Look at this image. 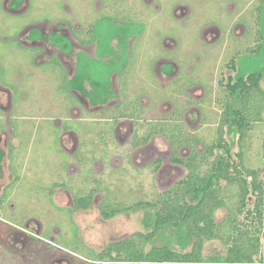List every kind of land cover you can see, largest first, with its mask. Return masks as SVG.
Here are the masks:
<instances>
[{
    "label": "flooded vegetation",
    "instance_id": "flooded-vegetation-1",
    "mask_svg": "<svg viewBox=\"0 0 264 264\" xmlns=\"http://www.w3.org/2000/svg\"><path fill=\"white\" fill-rule=\"evenodd\" d=\"M61 1L62 3L60 5H56L52 11L46 12L45 10L43 12L40 8V0H0V9L2 11L1 13H3V18L0 19V40L8 42L12 41L11 46L7 44L0 46V251H2L4 256L8 255L12 261L18 260L17 258L26 261L32 255L34 250H27L25 254L19 253V245H21L22 249H26L27 246H31L30 248L34 249L43 245L47 246L49 250L52 249L53 252H63L60 253V255L55 252V255L62 256L57 260V262L61 264H70L72 260L75 262L78 261L80 264H83V261L88 263H97L98 259H100V262L102 263L107 262L108 264H115V259H124L126 257V253H122L121 255L117 251V249H121L120 246L125 247L124 243H126V240L110 244L106 248V251H103L100 256L96 257L95 254L82 248V245L84 244L79 236L78 229L71 223L73 220L71 215L74 211L85 212L93 206L94 200L99 193V189L94 188L91 189L90 192L78 191L75 193L71 190L74 185H69V181L75 179L79 175H82L83 172L86 175H90L92 170L89 168V165L99 163L96 157L98 147L95 144L96 142H93L89 136H92L97 132V129L100 127L98 125H101L99 124L100 122H107L109 125H112L117 118L124 119L125 123L126 119L130 121L134 120L135 122L140 123L141 117L145 115L146 108L142 106V104L138 107H131L135 102V98L129 99L127 97V91L129 89L128 86L130 85L131 79L139 75V73L141 76H144V79L155 76L154 66H147V68H144V71L137 68L139 72L137 71L136 74L135 66L137 60L135 54L138 53V50L132 53V56L127 57L125 51L123 55L124 57L119 61H115L116 52L114 48V40L117 33L123 31L125 38L122 34L120 38L122 43L125 45L126 27H135L134 25L138 24H140V30L137 31V34L139 33L138 35L140 36L145 27L141 17L144 16L147 18L148 15H139L135 11L136 8L133 10V7H131L133 4H130V2L128 3V0H93L87 7H84V3L82 2L79 4L73 3L70 6L68 4L69 0ZM196 1L198 0H193V2ZM207 1H209L210 4L211 1L219 2V0ZM235 1L236 0H227L225 2H219V5L225 6L224 10L228 13L225 19H227L229 24L231 23L228 34L235 32L238 27H241V24L243 25L242 27L246 29L247 34L245 36L240 35L237 40L235 38L232 42H230L229 35H227L226 39L223 41L217 38L215 40L218 41L219 39V41L216 45H213L214 48H217L224 43L223 51L225 52L223 60L224 69L221 71V79L219 81L220 86L221 84H224L223 88L225 91L223 90V93L219 96V98L216 96V103L221 104L220 107L222 108V111L218 116L219 135L217 136L216 142L213 143L218 144L219 140L222 138L223 145L221 148L215 150L214 155L210 157L209 161H201V158H198L197 162H204L203 164H205V166H210L209 163L214 162L217 155L225 157L228 159L227 162L230 165L234 166L241 172L242 177L246 178L249 184L253 183L256 178L259 182H261L263 190L262 195L264 197V184L263 181L260 180V175L263 173L261 172V166L264 162V154L262 155L264 139L263 141L261 139L264 135H262L259 139V142L258 140L255 142L257 143L256 147L258 144L259 146L261 145V153H259L257 159L250 160L256 167L249 169V161L245 157L246 153L249 151V144H251L252 136H255L256 132L261 131L264 127V0H253L254 2L247 6V10H249V8L251 10L252 7V11H255L254 21L258 23L259 29H263V32L262 30H258L254 36H252L251 33L255 32V30L249 22V17L243 15L246 10L236 15L234 20L232 19V13L233 16H235L237 11L241 12V9L238 7L240 5L236 4ZM141 2H143L142 4L144 8L152 12L151 16L154 17L156 24L158 26H163L162 22H164V18L162 16L165 14V7L163 8L162 6V0H141ZM189 3L191 2L172 0L169 14L176 17L178 9L182 11L188 9L189 12L191 10V5ZM172 5L175 7L172 8ZM230 7H233L235 10L228 11ZM86 8H90L93 12L86 11ZM5 17H9V20L12 22V26L14 28L9 25L7 21H5ZM169 17L171 16L169 15ZM187 21L188 19H186V22ZM211 27H216L219 31L223 30L220 25H209L203 32L204 36L208 35V32L213 30ZM11 30H16V34L9 36L8 33H10ZM220 33H222V31L218 33V37H220ZM177 37L178 36H176V34L171 35L170 33L161 32L159 40L162 42L163 48L169 50L170 47H166V44L171 42V40H176L178 44L180 40L177 39ZM213 47L210 46L206 48V51ZM176 48L178 47L176 46ZM18 52L21 54L20 59L17 60H21L23 62L26 61L27 64H18L14 60V72H18L17 75H19V70L26 71L29 66L30 69L26 72L28 79L35 78V71L37 68L42 66L47 67L44 69L43 73H46V69L50 67H55L60 73L57 75L59 76V80L56 81L52 99L59 102H68L70 103V107L68 110L65 104L63 108L61 107V111L59 112L52 110L54 114L50 115L48 121L51 124L54 123L55 125L52 127L56 130L55 132H57L56 138L58 141V149L59 152L63 154L66 174L65 178H61V175H59V178L54 180L53 183L49 185V188H44L43 186V194L41 195L49 198L50 206L55 210V215L63 212L67 213L65 218H69L70 225H73L77 232V236L74 237L73 242L82 248L87 255H78L73 252L69 253L67 250L65 251L59 249L58 245L55 244V238L43 242L41 240V233L43 231L42 225L37 223V220L30 221L23 229H18V226L7 219H3L1 216L2 212L10 211L12 206H9V201L16 194V187L19 182H21V176L18 174V165L21 157L17 150L22 147L20 139L22 132L10 121L15 118V115H18V112L13 111V105H20L22 100L27 98V96L26 94L19 95V92L14 89V84H16L14 80L19 78L15 74V79L12 81L4 79L6 73L4 66V60L6 59L5 55H14L18 54ZM207 53L208 51L205 55ZM209 55L210 54L208 53L206 58L203 54H199L197 56L199 61L195 60L197 62H200V60L202 62L206 59L209 60ZM200 57H203V59ZM165 60L167 61V66H165L167 70V78L171 80L172 84L169 92L173 95V97L175 92L177 93L179 90H183L184 93L185 91L202 85L205 82L202 81L200 73H198L199 71L201 72V68L196 69V63L193 61L190 62L188 75L185 77L181 73V64L173 59V57L169 60ZM209 68L210 65L208 64L206 71L208 77ZM117 70H119L118 73L121 78L119 80V88L126 90V105L119 107V114L117 117L115 118L113 116L114 118L112 117V120L107 121L104 119L108 117L104 115L101 120L99 118L94 120L90 117H81L85 103H89L90 106L92 105V107H96L94 111L97 115L98 107L103 106L111 100L112 96H115L112 86L113 76ZM225 71H227L226 75L223 74ZM53 73L54 72L51 71L49 74L53 75ZM193 74L197 75V80L193 78ZM179 82H182L181 85H178ZM242 87H247L248 89V91L245 90V100L243 99ZM3 99L7 100V104L11 103V106L8 104L9 109L8 106L4 104L5 101ZM174 99L175 98H173V100ZM204 99L205 100H202L203 105L208 102V99ZM232 106L234 107L235 112H243L247 118L249 130L245 137H242V134L244 133L242 130L232 128L226 121V117ZM177 110L181 111L182 109L177 107L175 111L172 110L173 115L166 118V120L148 121L144 125L140 123L138 130L144 128L146 130V138H141V140L135 142V147H138L141 144H148L150 140H153L154 138H163L167 141L173 151L172 162L188 169L185 164H189V162H191V158L194 156L195 151L198 153L203 152L206 146L213 144L207 145L199 135L198 131L189 130L185 125L186 122L183 115L184 112L177 117L175 116L178 114V112H176ZM200 110L202 115H204L203 108H200ZM90 115H94L93 111ZM170 120L171 125H176V127L172 128H174L178 133L180 130L182 135L188 139V142H190L189 146L183 145L180 149H178L177 144L174 146L172 141L161 133V125L163 123L170 122ZM73 123L80 124V126L81 124L87 126L88 124H92L97 125V127L93 126L91 128H83L82 126L83 129L81 128V130H76L74 128L75 124ZM178 124H180V127L182 128H178ZM120 125H122V123H120L119 126ZM111 129L113 131V128H110V130ZM221 132H223L222 137ZM53 135L55 134H52V136ZM78 135L84 137L85 140H83L82 143L80 142V137ZM104 138L105 137L101 138V143L106 146L108 142L105 141ZM197 139L200 140V142L202 141V143L198 142V145L194 146V142L197 141ZM180 143L184 144L183 141H180ZM236 147L240 150V152L237 153V161L233 156V152ZM176 149L178 150L177 154L175 152ZM175 157L179 158L184 163L175 162ZM259 157H261V163L258 164L257 161L259 160ZM102 161L103 163H109L106 156ZM157 163L160 165L161 160H158ZM74 166L77 167V174L71 175L70 170L71 167ZM234 171L235 170L233 168L232 172ZM249 171L254 172L256 177L248 176L247 172ZM189 173L190 170L188 169V174ZM224 182L228 185L226 181H222V185ZM253 194L256 195V201L254 206L249 208L250 196ZM64 198L69 201L67 206L61 204ZM107 198V196L104 197V200L99 206L100 213L104 221L133 212L130 209L129 211H126V207L129 208L128 206L112 204L113 202L111 203V201ZM231 202L235 203L237 200ZM258 204V193L250 191L247 199V206L245 210L237 216V221L240 225L239 227L241 232L244 234L247 230L252 233V230L248 227H246L247 230L244 229L246 224L241 222V217L244 216L246 218L250 216L253 222L257 219L256 223L259 227L254 233L256 236H252L251 234V237L254 240H260L261 253L260 233L262 229L260 228L264 225V200L260 208L263 213L261 225L259 222L260 219L257 216L259 211ZM115 209H122L123 211L115 213ZM219 211H224L226 216L224 220L219 222L216 219V221L220 224H224L228 220V210L226 208L217 210L215 218L217 212ZM250 213L252 215H250ZM257 257H255V260ZM259 260H264V256L260 255Z\"/></svg>",
    "mask_w": 264,
    "mask_h": 264
},
{
    "label": "rangeland",
    "instance_id": "rangeland-1",
    "mask_svg": "<svg viewBox=\"0 0 264 264\" xmlns=\"http://www.w3.org/2000/svg\"><path fill=\"white\" fill-rule=\"evenodd\" d=\"M92 1L93 0H69L68 4L71 6L73 3L79 4L82 2L84 3V7H87ZM185 1L191 2L189 3L191 5V10L188 12V9L184 11L178 9L176 13L177 16L174 17L172 14H169L172 0H162V6L163 8L165 7V14L162 16L164 22H162L163 26H158L154 17L151 16L152 12L144 8L141 0H128V3L130 2V4H133L131 5L133 10L136 8L135 11L139 15L147 14L148 17H141L145 27L140 36L138 35L139 33L137 34V31L140 30V24L134 25L135 27H126L125 45L120 38L121 34L125 38L124 32L121 31L122 33H117L114 40L116 52L115 61H119L123 58L125 51L127 57L132 56L131 54L138 50V53L135 54L138 63V65L136 63L135 66V73L137 74V68L144 71V68H147V66H154L155 76L144 79V76H141L139 73V75L131 79L130 85L128 86L127 97L129 99L135 98V102L131 107H138L142 104V106L146 108L145 115L140 119L141 124L144 125L148 121L166 120V118L173 115L172 110L175 111L178 107L182 110H177L176 112H178V114L175 116L179 117V115L184 112L183 115L185 117L186 127L189 130L198 131L206 144L210 145L216 142L217 136L219 135L218 116L222 108L220 107L221 104L216 103V100L217 97L219 98V96H221L224 90V84L220 86L219 81L221 79V71L224 69L223 60L225 57V52L223 51L224 43L217 48H214L213 45H216L219 39H221V41L226 39L227 35L230 36V42L235 38L237 40L240 35L245 36L247 31L241 24V27H238L235 32L228 34L231 26V23L229 24L227 19H225L228 13L224 10L225 6L219 5V2H225L227 0H219V2L211 1V4L207 0H198L199 2L183 0V2ZM235 2L240 5L238 7L241 9V12L237 11L235 16H233L232 13V19L234 20L236 15L246 10V12L249 13L245 12L243 15L249 17V22L255 30V32L251 33L252 36H254L258 30H262L263 32V29H259L258 23L254 21L255 11H252V7L251 10L250 8L247 10V6L254 1L236 0ZM61 3V0H40V8L43 12L45 10L49 12L52 11L56 5H60ZM174 7L175 6L172 8ZM85 10L93 12L90 8H86ZM234 10L233 7H230L228 11ZM1 12L0 9V19L3 18V13ZM169 15L171 17H169ZM186 19H188L187 22ZM5 21L12 26L9 17H5ZM209 25L222 26L223 30H220L222 31L220 37H218L220 31L216 29V27H211L213 30L209 31L208 35H203L205 28ZM161 32L170 33L171 35L176 34V36H178L177 39L180 40L179 43L177 44L176 40H171V42L166 44V47L169 46L170 49L166 50L159 40ZM13 34H16V30H11V32L8 33L9 36ZM217 38H219L218 41L215 40ZM4 44L11 46L12 41L0 40V46ZM176 46L178 48H176ZM210 46L213 48L207 50L210 54L209 60L206 59L203 62L201 60L197 62L196 60H198L197 56L199 54H203L207 58L206 55L208 53L205 55L207 52L206 48ZM20 54V52L14 55L7 54L4 60L6 69L4 79L12 81L15 79L14 74L19 77L17 80H14L16 82V84H14V89L19 92V95L26 94L27 98L23 99L20 105H13V111L18 112V115H15V118L10 122L22 132L20 137L22 147L17 150L21 157L18 165V174L21 176V182H19L16 187V194L9 201V206H12L10 211L2 212V218L14 223L19 227L18 229H23L30 221L37 220V223L42 225L44 231L41 233V240L43 242L55 238V244L58 245L59 249L67 250L69 253L73 252L78 255H87L82 249L84 248L95 254L96 257L100 256L103 251H106V248L110 244L123 240H138L142 237L141 234L143 236L147 233L151 234L153 232V227L150 229L146 224L147 214L152 213L150 210L126 213L114 219L104 221L99 209L101 202L106 196L111 203L113 202L112 204L131 208L132 206L136 207L142 202H152L183 180L188 174V169L172 162L173 151L163 138H154L150 140L148 144H141L135 147V142H138L141 138H146V130L144 128L140 129V127V130H138L140 123L134 120L130 121L126 119L125 123L124 119L116 118L119 114V107L126 105V90L119 88V80L121 79L118 73L119 70H117L113 76L112 90H114L115 96H112L111 100L103 106L98 107L97 115L94 111L96 107L90 106L89 103H85L82 110L81 117L83 118L90 117L94 120L97 118L101 120L104 115L110 118L104 120H112L115 117L116 121H114L112 125H109L107 122H100L99 124L101 125H98L100 127L97 129V132L89 136L93 142H96L95 144L98 147L96 157L99 163L89 165L92 173L86 175L83 172L82 175L69 181V185H74L71 190L75 193L78 191L90 192V190L94 188L99 189L93 206L89 210L85 212L74 211L71 215L73 219L71 223L77 227L79 236L84 244L82 245L83 247L80 248L73 242L74 237L77 236V232L73 225H70L69 218H65L67 213L63 212L55 215V210L50 206L49 198L41 195L43 194V189L49 188V185L59 178V175H61V178H65L66 169L63 161V154L60 153L58 149L57 132H55L56 130L53 128L55 126L54 123L51 124L48 118L50 115L54 114L53 111H61V107L63 108L65 104L69 110L70 103L59 102L52 99L56 81L59 80V76L57 75L60 74L55 67L46 69V73H43L44 69L47 68L46 66L37 68L35 71L36 77L33 79H28L26 73L29 71L30 66L26 71L19 70V75H17L18 72H14V60L18 64H27L26 61L17 60L20 59ZM171 57L181 64V73L185 77L188 75L190 62L193 61L196 63L195 68H201V72L199 71L198 73H200L202 81L205 82L184 93L183 90H179L177 93L175 92L176 95L174 94L173 97L169 92V89L172 87L171 80L167 78V70L165 68V66H167V61L165 59L169 60ZM200 58L203 59V57ZM208 64L210 65L208 69L209 77L206 73ZM51 71L54 72L53 75L49 74ZM226 73L227 71L223 74L226 75ZM193 78L197 80V75H194ZM181 83L182 82H179L178 85H181ZM173 98L175 99L173 100ZM204 98H206V100L208 99V102L203 105L202 100H205ZM3 100L5 101L4 104L8 106L9 109L11 103H8V105L6 103L7 100ZM200 108H203L204 115H202ZM92 111L94 114L93 116L90 115ZM120 123H122V125L119 126ZM73 124H75L74 128L76 130H81L82 126L83 128L97 127V125L92 124H88V126L82 124L80 126V124L76 123ZM110 128H113V131L112 129L110 130ZM52 134L55 135L52 136ZM262 135H264V127L261 131L256 132L255 136H252L251 144H249V151L245 155L246 159L249 161V169L256 167L250 160L257 159V156L261 153V145L259 146L258 144L256 147L257 143L255 142L257 140L259 142ZM79 137L82 143L85 139L84 137ZM103 137H105L104 140L108 142L106 146L101 143V138ZM263 139L264 136L261 140L263 141ZM262 147L263 155L264 145ZM239 152V148L236 147L233 152L235 160ZM105 156L109 160V163H103L102 160ZM260 159L261 157H259L257 161L258 164L261 163ZM158 160H161L160 165L157 163ZM207 168V165L204 166L205 170ZM76 169V166L71 167V175L77 174ZM261 172L263 173L260 175V180H262L264 184V162L261 166ZM222 186L225 187L227 195L229 196H233L237 193L236 187H229L225 182ZM255 201L256 195L253 194L250 196L249 208L254 206ZM68 202L69 201L64 198L61 204L67 206L69 204ZM225 216L226 213L224 211H219L216 214V219L220 222L225 219ZM241 222L247 225H243L244 229L248 227L252 230V236H256L254 233L259 227L256 223L257 219L253 222L250 216L246 218L242 216ZM260 229H262L260 233V255L264 256V225ZM30 247L27 246L26 249H22L21 245H19V253L25 254L27 250H34L26 261L20 258L12 261L8 255L4 256L2 251H0V264H61L57 262V260L62 257L59 256L60 253H63L62 251L53 252L52 249L49 250L47 246L43 245L34 249ZM228 250V246L223 242L212 241L206 244L204 256L206 259L224 258L228 254ZM55 252L59 255H55ZM260 255L256 259L257 262L259 261ZM83 262V264H108L107 262H100V259H98L97 263ZM70 264H80V262L72 260Z\"/></svg>",
    "mask_w": 264,
    "mask_h": 264
},
{
    "label": "trees",
    "instance_id": "trees-1",
    "mask_svg": "<svg viewBox=\"0 0 264 264\" xmlns=\"http://www.w3.org/2000/svg\"><path fill=\"white\" fill-rule=\"evenodd\" d=\"M241 89L245 100V90L248 91V89L247 87ZM226 121L232 128L242 130L244 132L242 137L247 135L249 126L243 112H235L232 106ZM180 126V124L177 125L178 128H182ZM172 127L176 125H171L170 120L161 125L160 131L172 141L174 146L177 144L178 149L183 145L189 146L190 142L181 131L179 130L178 133ZM222 135L223 132L221 137ZM179 140L184 144H181ZM198 142L202 143L197 139L194 146H197ZM222 145L221 138L218 144L206 146L203 152L195 151L191 162L185 164L190 173L152 202H142L132 208L126 207V211L130 209L133 212L142 209L150 210L152 213L147 214L146 224L150 229L153 227V232L145 236L141 234L142 237L138 240H127L124 243L125 247L120 246L121 249H117L121 255L126 253V257L115 259V264H264V260L258 262L255 260V257L260 254V240L252 239L249 230L243 234L237 221V216L247 206L250 191H254L258 193L257 216L260 219V225L262 224L263 213L260 208L264 197L261 182L256 178L249 184L247 179L242 177L241 172L221 155H217L206 170L204 162H197L198 158H201V161H209L215 150ZM175 152L177 154L178 150L176 149ZM174 161L184 163L176 157ZM233 168L234 172H232ZM247 175L255 176L256 174L249 171ZM222 181H226L229 187H236L237 193L233 196L227 195ZM234 199L237 202H231ZM221 208L228 210V220L224 224L218 223L215 218L216 211ZM114 211L118 213L123 210L115 209ZM212 241H221L228 246L226 257L205 258V246Z\"/></svg>",
    "mask_w": 264,
    "mask_h": 264
}]
</instances>
